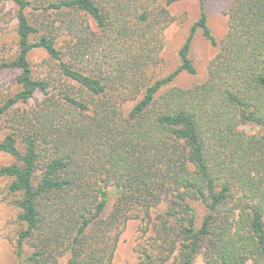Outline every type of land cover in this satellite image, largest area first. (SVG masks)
<instances>
[{"label":"trees","instance_id":"16d2710c","mask_svg":"<svg viewBox=\"0 0 264 264\" xmlns=\"http://www.w3.org/2000/svg\"><path fill=\"white\" fill-rule=\"evenodd\" d=\"M197 1L178 65L156 76L143 56L145 32L167 9L49 0L41 10L56 17L32 22L26 11L39 7L31 0H0V23L9 15L2 4L15 8V53L0 59V73H14L17 86L0 101V121L24 108L0 140V154L14 160L0 177L11 180L24 226L18 264H62L65 255V264H112L128 221L140 224L137 264H264V0H233L219 41ZM93 27L116 34L112 63L88 59L99 39ZM197 33L216 49L206 78L174 86L197 73ZM36 50L54 70L33 75ZM195 202L205 210L199 225ZM24 244L32 250L22 258Z\"/></svg>","mask_w":264,"mask_h":264},{"label":"rangeland","instance_id":"374dc122","mask_svg":"<svg viewBox=\"0 0 264 264\" xmlns=\"http://www.w3.org/2000/svg\"><path fill=\"white\" fill-rule=\"evenodd\" d=\"M35 6L39 7L37 10H27V16L32 22L35 19L43 20L50 15V11L41 10V6H45L49 0H31ZM149 3L150 9L155 13L159 10L167 9L169 17L163 21V17L155 18L157 23L150 21L147 24L146 46L143 56H151L154 63L149 69V75L156 74V76L167 74L173 71L178 65L177 51L184 42L189 28L195 22L199 13V4L197 0H183L171 4L166 7L167 0H146ZM233 0H204V8L208 17V26L213 37L219 41L226 33V15L225 12ZM2 4V3H1ZM2 12H8L5 22L0 23V59L7 58L15 53V36H14V21L10 18L15 13V8L12 5L2 4ZM44 14V15H43ZM52 13L51 19L56 17ZM82 15H80V18ZM0 20L2 16L0 15ZM82 20V19H81ZM153 20V19H152ZM114 19H110V24H113ZM96 38H99L91 50L90 60H108L112 63L118 55L114 48L110 45L111 42L117 43L116 34L108 31L106 34H99V31L93 27ZM65 40V36L57 42L58 47ZM108 50L113 51L108 54ZM216 49L212 47L209 42L203 39L200 33H197L193 39L190 57L196 68V75L181 74L174 82V86L182 88H190L202 83L206 78L207 67L211 59L214 57ZM105 56V58L103 57ZM47 55L42 50H36L29 56V62L33 70V75L37 76L41 72L47 70H54L51 62L47 61ZM46 66L45 70L41 67ZM17 90L14 82V73L3 72L0 73V101L13 95ZM23 107L16 106L8 115L4 116L0 121V140L10 132V124L14 115L22 113ZM247 132L248 127H242ZM14 160L6 155L0 154V167L11 165ZM11 180L0 177V264H18L19 258L15 250L17 246V237L20 230L24 227L18 220V208L14 205V201L18 196L9 193V184ZM114 198H111L107 213L113 204ZM165 203L162 205V208ZM196 213V224L199 225L205 215L204 207L198 203H193ZM139 221H128L119 237V241L114 253L112 264H137V253L135 246L139 238ZM32 248L28 244L22 247V258L28 256ZM68 256L61 258V263L65 264Z\"/></svg>","mask_w":264,"mask_h":264}]
</instances>
